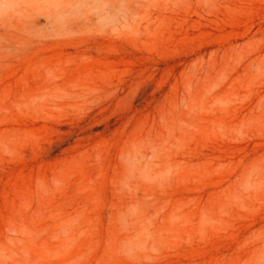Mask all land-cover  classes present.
<instances>
[{
    "label": "rangeland",
    "instance_id": "1",
    "mask_svg": "<svg viewBox=\"0 0 264 264\" xmlns=\"http://www.w3.org/2000/svg\"><path fill=\"white\" fill-rule=\"evenodd\" d=\"M0 264H264V0H0Z\"/></svg>",
    "mask_w": 264,
    "mask_h": 264
}]
</instances>
